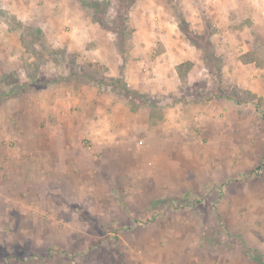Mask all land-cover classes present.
I'll return each mask as SVG.
<instances>
[{
	"label": "rangeland",
	"instance_id": "obj_1",
	"mask_svg": "<svg viewBox=\"0 0 264 264\" xmlns=\"http://www.w3.org/2000/svg\"><path fill=\"white\" fill-rule=\"evenodd\" d=\"M21 1L0 0V264H264V0Z\"/></svg>",
	"mask_w": 264,
	"mask_h": 264
},
{
	"label": "crops",
	"instance_id": "obj_2",
	"mask_svg": "<svg viewBox=\"0 0 264 264\" xmlns=\"http://www.w3.org/2000/svg\"><path fill=\"white\" fill-rule=\"evenodd\" d=\"M30 1H32V2H34V3H40V1L41 0H30ZM30 1L29 0H22L21 2H22V6H25V5H28L29 3H30ZM19 2V1H18ZM43 2H45V1H43ZM147 77V76H146ZM165 77H168V74L166 75H163L161 78H163L164 79V82H162L161 83V85L163 86L165 83H166V79H165ZM85 90H82V93L84 92ZM97 94H95L94 93V96H96ZM73 97V98H72ZM72 97H71V99L69 100V102H68V106H69V108L68 109H66V113L65 114H63L62 116H60L59 114H58V118L60 119V118H63V119H67L68 121H70V122H73V121H75V120H79V118L80 119H82V114L81 113H83L84 114V112L82 111V110H79L78 109V107H79V105L82 107V105H83V103H84V101L80 98V97H77V99H75V100H77L76 101V103H74V95H72ZM80 98V99H79ZM86 98H88V96L86 95ZM62 100H58V98H57V100L56 99H52L51 100V103H53V104H55V107H56V105H58V102H61ZM87 104V103H86ZM52 106H49V107H46V111H47V113H48V115L50 116L51 115V113H52ZM97 109V108H96ZM55 111H57L56 113H59V111H61L60 110V108H57V109H55ZM78 111L79 112H81V113H78ZM127 112L125 111V113L124 114H126ZM85 118V116L83 117V119ZM99 118V117H98ZM127 119H129V117H126ZM131 118V117H130ZM107 119H109L108 117H106V115H102L100 118H99V120H97V123H96V125H95V123L93 124V126H94V128H96L97 126H98V132L99 133H107V131L109 130L108 128V123L106 124V120ZM73 125V124H72ZM78 125H81V123H79V121H78ZM86 126V125H85ZM79 127V126H78ZM68 128H70V129H72L73 127L72 126H70V127H68ZM82 127L80 126L79 127V130L81 129ZM130 129V128H129ZM94 131H96V130H92L91 132H89L90 133V136L91 137H93L92 135H94L93 133H94ZM93 132V133H92ZM146 140H148L149 141V143L150 142H152V139L150 138V137H147L146 138ZM65 164V163H64ZM97 198H100V199H102L103 198V196L101 195V194H97Z\"/></svg>",
	"mask_w": 264,
	"mask_h": 264
},
{
	"label": "trees",
	"instance_id": "obj_3",
	"mask_svg": "<svg viewBox=\"0 0 264 264\" xmlns=\"http://www.w3.org/2000/svg\"><path fill=\"white\" fill-rule=\"evenodd\" d=\"M84 3H86L85 2V0H82ZM104 6L106 7V8H108L110 5H108V4H104ZM94 7V6H93Z\"/></svg>",
	"mask_w": 264,
	"mask_h": 264
}]
</instances>
